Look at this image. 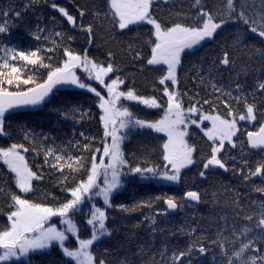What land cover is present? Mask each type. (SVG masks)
Wrapping results in <instances>:
<instances>
[{"label": "snow or ice", "instance_id": "1", "mask_svg": "<svg viewBox=\"0 0 264 264\" xmlns=\"http://www.w3.org/2000/svg\"><path fill=\"white\" fill-rule=\"evenodd\" d=\"M37 2L29 0L23 10ZM173 3L104 0L103 10L77 5V15H73L52 2L51 8L69 29L57 30L63 26L52 17V28L37 24L31 31L34 46L28 47L12 43L16 25L10 19H21L23 10L0 8V137L12 139L10 117L19 120L24 113L41 111L59 93L64 95L49 112L57 121L72 124L70 138L61 139L20 120L19 141L0 145L4 166L0 264H34V255H44L54 246L66 258L64 264H113L112 249L98 248L118 231L109 227L115 219L110 212L130 215L144 209L148 213L133 227L146 223L149 241L116 264H136V258L139 264H203L200 258L208 255L210 264H264V184L253 185L252 190L261 194L259 201H252L254 211L246 210L236 187L222 183L219 190H213L210 203L231 206L235 213L232 222L227 213L220 215L223 225L215 231L202 228L203 217L196 219L195 214L191 222L185 221L174 231L160 227L158 221V217L208 202L204 199L208 189L197 181L206 183L221 170L245 187L253 178L264 181V47L246 43L252 34L264 43V0L251 10L247 0H219L212 7L205 0H191L188 8L165 15L162 6ZM144 27L146 32L133 36L139 43L125 47L116 40V35ZM229 27L232 41L225 46L218 38ZM101 28L109 34L103 45L97 43L96 30ZM205 44L215 46L208 50L213 54L198 57L199 63L189 61L185 70V57ZM245 49L249 61L258 58L261 63L250 90L240 82L248 76L249 66L237 69L236 62ZM118 55L126 56L135 71H126L128 65L119 63ZM222 70L229 72L227 85L218 82L223 79ZM145 71L153 74L148 95L136 87V73ZM189 79L196 82L195 88L189 86ZM76 90L91 94L92 104L85 107L75 100ZM129 102L144 106L145 118ZM152 109L161 113L158 118H146ZM93 122L98 127L95 135L85 128ZM241 122H256L258 128L242 129ZM193 126L202 133L203 148L191 131ZM143 132L156 134L161 143L126 151L132 135ZM245 132L246 140L242 138ZM153 153L158 159L151 158ZM256 155L260 158L253 160ZM29 156L42 160L30 164ZM193 169L195 187L182 195L161 193L131 204L115 203L132 180L187 188L186 174ZM46 176L55 178L58 195L40 190ZM229 192L231 196L221 202V196ZM166 231L169 236L186 237V244L171 245L169 251L170 245L162 242L153 251L157 234Z\"/></svg>", "mask_w": 264, "mask_h": 264}, {"label": "trees", "instance_id": "2", "mask_svg": "<svg viewBox=\"0 0 264 264\" xmlns=\"http://www.w3.org/2000/svg\"><path fill=\"white\" fill-rule=\"evenodd\" d=\"M29 0H0V8H9L12 7L16 10H23V6L25 3H28ZM55 2L62 7H65L69 10L70 14L77 15V5L85 6L88 8H95L99 10H103L104 8V0H38L36 5L29 7L26 10L22 11L21 19L12 20L10 22L15 23V27L12 29V43H17L22 45L23 47H28L30 45L34 46V41L30 35L31 31L34 30L37 24L41 27L47 26L48 28L53 27L52 17L56 18V22L62 24L61 29L62 31H67L69 29V25L66 23L64 18L61 15L51 8V3ZM219 0H205V3L212 7ZM239 2V0H238ZM191 0H175V3L171 5H163L162 7L165 9V15L168 14V11H181L186 9L190 6ZM249 10L256 8L259 4V0H247ZM14 17V13L12 14ZM91 19V17H89ZM147 27L140 28V29H133L132 32L127 33L126 35H116V40L123 43L126 47L127 43H139V41L133 39V36L136 32H146ZM233 29L231 27L226 28L223 33H221L220 37L218 38L221 43L225 46L231 44L232 35L231 32ZM97 43L104 44L105 41L109 40V34L106 33L102 28L97 29ZM72 34V33H69ZM83 40V37L80 38ZM247 44L255 45L256 47H264V43L256 38L254 34L248 37L246 41ZM74 47L79 46L78 44L73 45ZM112 45L109 44V47ZM215 46L213 44H205L203 48L199 51L192 53V55L185 57V70L190 67L189 61H194L199 63L198 57L205 56V55H212L213 53L208 51L213 49ZM247 49L241 51L237 57V69L241 65L249 66V74L246 78L242 77L240 82L245 85L246 90H250L254 86V80L260 73H257V69L261 68V63L258 58H253V60L249 61L248 55L246 54ZM103 53L101 52L98 58H102ZM118 62L123 65H128L126 71L133 72L135 69L131 66V62L128 60L126 56L117 57ZM223 79L218 81L221 83H225L227 85L230 75L229 72L223 71ZM191 75V74H190ZM152 77L153 74L150 72H143V73H136V87L139 89L140 94H152L151 87H152ZM261 78H264L262 76ZM189 86L192 88L196 87V82L194 80L189 79L188 81ZM201 94H204V89L201 87L200 89ZM78 95L75 96V100H79L81 103L85 104V107H88L92 104L91 94H85L82 90H76ZM64 95V93H59L57 98L53 99L52 104H50L47 108H44L41 111L29 112L24 113L20 116L19 120L17 118L10 117L11 120V127L9 131L12 133V139L9 140L4 137H0V145H6L7 143L15 141H19L20 134L18 130V123L20 120L27 123L29 127H33L38 131L43 129L45 132H50L53 135H57L61 139H68L71 136L72 132V124L71 122L65 121H57V118L54 114H50L49 109L54 105L58 104V99L60 96ZM86 102V103H85ZM129 106L133 107V110L137 112V114L145 118L146 111L144 110V106H136L135 102H129ZM147 117L149 119L158 118L161 113L157 112L155 109L147 110ZM245 123L241 122L243 126ZM256 122H253L255 125ZM86 129H90L91 134H97L98 127L95 122L91 125H85ZM83 130V129H81ZM191 131L195 132L197 142L200 144L201 148L204 147V140L199 135L197 129L193 128ZM162 136L163 134H158ZM245 135V134H244ZM161 141L158 139L156 134H152L150 132H143V133H136L133 134L131 137L130 143H127L126 151H138L141 145H148L152 148H155ZM233 154H236L235 152ZM153 160L158 159L157 153H153L152 157ZM260 156L256 155L253 157V160L259 159ZM30 164H39L42 160L41 158H37L35 161L32 160V157H28ZM254 167V164H253ZM3 168L2 162H0V176L3 175ZM35 170V169H34ZM196 169H193L191 172L186 174V184L187 188L184 184L180 185H173V184H166L163 182H137L136 180H132L127 184V186L121 190V192L117 195L115 203H125L131 204L136 200L146 199L149 196L160 195L161 193H166L169 195H182L183 191L187 190L188 188L195 187L193 184V175L195 174ZM55 178L52 177L51 179L46 176L45 182L39 185L41 191L48 190L52 191L55 194H59V189L56 188L54 183ZM229 184L232 187H236L237 190L242 194L241 195V203L246 205L247 211H254L255 206L252 204V201H259L261 199V194L257 193L252 190L253 185H261L264 184V181H261L259 178H253L252 184L248 186H243L240 184L238 180L232 177L231 173H224L222 170L220 172L215 173L212 175L208 182L200 184L197 181V184L203 189H208V195L205 196V203H201L196 205L195 207H188L184 210H178L176 214H171L167 217H158L159 226L166 227L167 229H172L173 231L176 229L177 226L184 224L185 221L191 222L193 220V215L195 214L196 219H200V226L204 229H209V231H215V229L222 227L223 221L219 220L220 215H224L227 213L229 222H232V219L235 215L233 208L230 206L225 208L221 204L213 205L210 203L211 201V192L213 190H219L220 184ZM231 193H226L224 196H221V202L223 200L229 198ZM31 198V197H30ZM3 204V201H0V205ZM148 209H144L142 212L132 213L130 215H123L119 213V211L110 212V216H114V220H110L109 227H115L118 229L110 239H106L104 243L98 246L99 249H103L108 247L112 249L109 258L112 260L113 264H116V261L120 257L127 255L128 257H132V254L136 251V246L139 244H146L149 241V232L146 231V223L142 224L140 228H134L133 226L138 222L143 220V215L148 213ZM243 215V213L241 214ZM4 220L3 216H0V223ZM214 220L215 223L210 224L209 221ZM238 223H243V221L237 218ZM83 230V229H82ZM84 235L87 236V230H83ZM167 237V240L165 238ZM162 242H167L170 245L169 251L172 250L171 245L179 244L183 247L186 242L187 238L181 236L179 233L175 235L169 236L168 232L166 231L163 235L157 234L156 236V244L153 247V251H156ZM34 264H64L65 257H63L60 249L58 246L52 247L51 251L46 252L44 255H34L32 257ZM203 261V264H210L211 256H205L200 258ZM136 264H139V259L136 258Z\"/></svg>", "mask_w": 264, "mask_h": 264}, {"label": "rangeland", "instance_id": "3", "mask_svg": "<svg viewBox=\"0 0 264 264\" xmlns=\"http://www.w3.org/2000/svg\"><path fill=\"white\" fill-rule=\"evenodd\" d=\"M205 123L207 124V122H205ZM243 123H244V122H243ZM240 127H241L242 129H246V130H248V131H255V130L258 128V124H255V127H253V122H252L251 124H244L243 126L240 125ZM198 133H199V135L202 137V133H200L199 131H198ZM242 138L246 140V132H245V135H244ZM202 139H203V138H202ZM163 183H166V182H163ZM166 184H170V183H166Z\"/></svg>", "mask_w": 264, "mask_h": 264}, {"label": "water", "instance_id": "4", "mask_svg": "<svg viewBox=\"0 0 264 264\" xmlns=\"http://www.w3.org/2000/svg\"><path fill=\"white\" fill-rule=\"evenodd\" d=\"M178 211V210H177ZM177 211H174L172 214H176L177 213Z\"/></svg>", "mask_w": 264, "mask_h": 264}]
</instances>
